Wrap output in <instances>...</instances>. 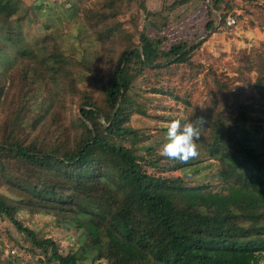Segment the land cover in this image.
Instances as JSON below:
<instances>
[{"label":"trees","instance_id":"16d2710c","mask_svg":"<svg viewBox=\"0 0 264 264\" xmlns=\"http://www.w3.org/2000/svg\"><path fill=\"white\" fill-rule=\"evenodd\" d=\"M133 1L146 10L142 0L85 8L93 41L110 53L101 66L67 53L47 23L41 38H27L23 21H35L48 3L0 0V218L28 243L5 231L14 245L5 254L1 241L0 264H259L264 257V63L245 66L258 71L256 96L232 99L233 80L213 75L201 99L184 85L186 71L196 66L194 49L225 24L215 13L231 1H209L195 43H166L146 25L128 43L119 16ZM84 78L103 95L101 104L81 87ZM62 83L79 106L67 128L53 109V85ZM146 93L167 95L182 110H153L141 101ZM136 113L165 120L162 136L174 118L193 123L198 156L182 163L155 153L150 134L131 123ZM212 164L216 187L204 179ZM22 209L73 226L78 246L61 253L52 237L18 219Z\"/></svg>","mask_w":264,"mask_h":264},{"label":"rangeland","instance_id":"374dc122","mask_svg":"<svg viewBox=\"0 0 264 264\" xmlns=\"http://www.w3.org/2000/svg\"><path fill=\"white\" fill-rule=\"evenodd\" d=\"M23 1L27 5L38 2L48 3V8L44 9L41 14H39L41 11L36 10L38 15L36 14L37 19L35 21L31 16L23 21V31L29 40L33 42L34 39L36 41L41 38L45 33L41 27L44 23H47L49 28H46V31L51 35L57 34L55 43L58 42L75 59L91 58L101 66L109 61V51L107 49L101 51L100 45H96L93 41L94 30L89 26L86 18L85 8L100 5V0ZM142 1L146 10L142 9L136 1L124 2L121 7L119 19L126 30L124 37L126 42L136 41L138 34L145 25L149 34L165 37L166 43L179 40L195 43L204 36V25L207 21L206 10L210 0H190L182 5L177 4V0ZM230 1L233 7L231 9H221L219 13H215V16H219V14L225 15V17L233 16L236 21L235 24L232 26L224 24L223 27L212 32L205 41L194 49L191 58L196 66L190 72L186 71L187 77L183 82L184 85L194 87V94L200 96L201 99L206 86L212 85L213 75L222 80H225L226 77L233 80V84H229L232 87V93L230 94L232 99L236 94L239 99H245L246 96H256L252 83L258 71L255 70L256 68L251 71L247 70L245 66L260 62L264 63V0ZM71 5H75V10H72L73 13L70 12ZM152 12L154 15L147 14ZM40 18H42V23ZM150 19L154 20L155 25L148 23ZM158 27L161 30L156 31ZM49 41H54V38L52 37ZM50 43L52 44V42ZM75 66L77 69L81 67V65ZM186 69L184 67L180 68V72ZM240 71L242 74H240ZM176 81H178V78H176ZM81 87L83 89L87 88L98 103H102L103 95L97 91L94 84L85 79L81 83ZM52 92L55 95L53 109L62 112L63 119L61 123L67 125L65 126L67 128L69 124L71 125L73 118L71 116L77 113L79 106L75 100H72V96L68 94L63 83L61 86L54 84ZM141 101L152 109L154 107L158 109L175 107L182 110V107L179 104L176 105L170 97L159 93H146L142 96ZM131 123L135 128L150 134L149 140L153 142L155 153H160L161 146L166 142V136H162L163 131H159L158 126L166 125L167 122L136 113L132 115ZM206 162L208 160L204 161L203 164ZM9 166L16 167V163L9 162ZM203 172L205 173L204 179L208 181L210 187H216L220 183V179L216 177V169L213 164L211 168L203 169ZM173 173L181 174L182 171L177 170ZM17 217L25 225L35 228L40 235L52 237L59 244L61 253L65 254L70 248H76L79 244L77 241L78 233L74 227L55 221V218L50 214L22 209L17 213ZM5 231L24 246L28 245L25 242L23 233L19 232L14 224L0 218V243L1 241L5 242L3 246L5 254L10 252L14 245L12 240L4 239L6 236ZM14 250L19 251L22 256L25 254L22 249L14 248ZM26 254H28V257L30 256V252L27 251ZM36 257L37 255L32 258V263L35 262ZM259 264H264V257L261 258Z\"/></svg>","mask_w":264,"mask_h":264},{"label":"clouds","instance_id":"9594fccd","mask_svg":"<svg viewBox=\"0 0 264 264\" xmlns=\"http://www.w3.org/2000/svg\"><path fill=\"white\" fill-rule=\"evenodd\" d=\"M199 139L198 127L188 120L185 121L183 117L174 118L167 125L166 142L161 146L160 155L170 160L187 163L198 156Z\"/></svg>","mask_w":264,"mask_h":264},{"label":"built area","instance_id":"2783aa9c","mask_svg":"<svg viewBox=\"0 0 264 264\" xmlns=\"http://www.w3.org/2000/svg\"><path fill=\"white\" fill-rule=\"evenodd\" d=\"M235 18L233 17V16H226V18H225V25L226 26H232V25H234L235 24Z\"/></svg>","mask_w":264,"mask_h":264}]
</instances>
